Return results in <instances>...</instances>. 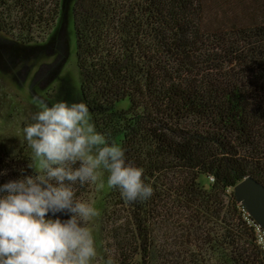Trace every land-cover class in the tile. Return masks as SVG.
I'll list each match as a JSON object with an SVG mask.
<instances>
[{"label":"trees","instance_id":"trees-1","mask_svg":"<svg viewBox=\"0 0 264 264\" xmlns=\"http://www.w3.org/2000/svg\"><path fill=\"white\" fill-rule=\"evenodd\" d=\"M61 5L0 0V34L44 39ZM72 13L91 123L154 189L133 202L109 189L104 258L264 264L235 195L246 176L264 185V0H75ZM26 147L0 148V183L32 171Z\"/></svg>","mask_w":264,"mask_h":264},{"label":"clouds","instance_id":"clouds-1","mask_svg":"<svg viewBox=\"0 0 264 264\" xmlns=\"http://www.w3.org/2000/svg\"><path fill=\"white\" fill-rule=\"evenodd\" d=\"M31 121L23 136L32 171L22 167L0 183V264H93L98 253L89 222L98 212L74 186L97 184L107 173V186L133 202L152 196V181L126 161L122 145L96 131L82 100L41 103ZM103 264L114 260L109 255Z\"/></svg>","mask_w":264,"mask_h":264},{"label":"rangeland","instance_id":"rangeland-1","mask_svg":"<svg viewBox=\"0 0 264 264\" xmlns=\"http://www.w3.org/2000/svg\"><path fill=\"white\" fill-rule=\"evenodd\" d=\"M75 0H62L60 14L52 31L32 44L20 43L14 36L0 34V148L15 151L27 143L23 127L41 103L60 99L84 101L76 63V40L72 7ZM38 41V42H37ZM90 114V113H89ZM90 116V115H89ZM91 123V119H90ZM92 124V123H91ZM27 150L30 151L28 146ZM103 173L97 184H85L82 200L89 202L98 215L89 222L97 247L93 264H103L104 242L101 215L110 187Z\"/></svg>","mask_w":264,"mask_h":264},{"label":"water","instance_id":"water-1","mask_svg":"<svg viewBox=\"0 0 264 264\" xmlns=\"http://www.w3.org/2000/svg\"><path fill=\"white\" fill-rule=\"evenodd\" d=\"M235 195L255 220L264 227V185L246 176L236 184Z\"/></svg>","mask_w":264,"mask_h":264},{"label":"built area","instance_id":"built-area-1","mask_svg":"<svg viewBox=\"0 0 264 264\" xmlns=\"http://www.w3.org/2000/svg\"><path fill=\"white\" fill-rule=\"evenodd\" d=\"M241 207H242V211L244 212V216L248 218L249 220L252 219V222L254 223L256 235H257V240L264 249V227L257 220H255V218L249 213V211L246 209V207L242 203H241Z\"/></svg>","mask_w":264,"mask_h":264}]
</instances>
